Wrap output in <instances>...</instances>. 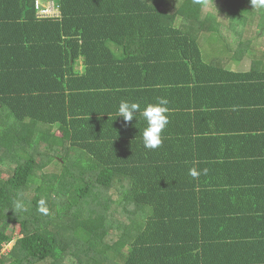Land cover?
<instances>
[{
  "label": "trees",
  "instance_id": "1",
  "mask_svg": "<svg viewBox=\"0 0 264 264\" xmlns=\"http://www.w3.org/2000/svg\"><path fill=\"white\" fill-rule=\"evenodd\" d=\"M36 1L0 0V264H264V0ZM160 97L152 150L118 108Z\"/></svg>",
  "mask_w": 264,
  "mask_h": 264
},
{
  "label": "clouds",
  "instance_id": "2",
  "mask_svg": "<svg viewBox=\"0 0 264 264\" xmlns=\"http://www.w3.org/2000/svg\"><path fill=\"white\" fill-rule=\"evenodd\" d=\"M168 103L166 98L160 97L155 103H149L141 110L140 104L122 100L118 108V117H123L125 123L132 122L137 115L143 117L147 122V127L142 134L144 147L155 150L162 145L163 133L170 122ZM190 174L194 177L197 175L194 169L190 171ZM17 207L22 206L17 204ZM38 211L44 214L48 213L49 210L44 199L38 202Z\"/></svg>",
  "mask_w": 264,
  "mask_h": 264
},
{
  "label": "rangeland",
  "instance_id": "3",
  "mask_svg": "<svg viewBox=\"0 0 264 264\" xmlns=\"http://www.w3.org/2000/svg\"><path fill=\"white\" fill-rule=\"evenodd\" d=\"M53 1H54V0H53ZM40 4H41L42 6L45 5V4H44V1H41ZM170 10H175V9L172 8V9H170ZM216 10L218 11V14H217V15L220 16V15L222 14V10H220V9H214V8H213V9L211 10V12L214 13ZM181 21H183V20H182V17H179V18L177 19V23L179 24ZM205 39H206V37H204V39L202 40V46H203V47L201 46V48H202V53L205 54L206 58H210V57H212V56L214 55V53H215V48H214L213 46H212V47H209L207 44L203 43V41H205ZM221 52H223V50H219V53L222 55ZM59 133H60L61 135L65 136L64 131H60ZM4 177L6 178L7 175L4 176ZM127 209H128L129 212L133 213V212H135L136 207H135V205H130V206H127ZM105 214L108 215L110 219H115V218H116V215H114V214H112V213L105 212ZM17 234H18V237H21V226H20V225L18 226ZM13 245H14V242L8 244L7 248L4 249V251H5V252L10 251V250L12 249ZM4 247H6V245H5ZM8 249H9V250H8ZM107 264H111V263H110V262H107Z\"/></svg>",
  "mask_w": 264,
  "mask_h": 264
},
{
  "label": "built area",
  "instance_id": "4",
  "mask_svg": "<svg viewBox=\"0 0 264 264\" xmlns=\"http://www.w3.org/2000/svg\"><path fill=\"white\" fill-rule=\"evenodd\" d=\"M41 1H36V9L38 10V17L39 18H50V19H57L61 17V12L59 8L58 0H44L45 5H41ZM8 245H6L5 249ZM9 250V249H8ZM4 253H6L4 251Z\"/></svg>",
  "mask_w": 264,
  "mask_h": 264
},
{
  "label": "crops",
  "instance_id": "5",
  "mask_svg": "<svg viewBox=\"0 0 264 264\" xmlns=\"http://www.w3.org/2000/svg\"><path fill=\"white\" fill-rule=\"evenodd\" d=\"M0 11H1V10H0ZM36 17H37V14H36ZM82 64H84V63H82ZM82 64H81V65H82ZM236 68H237V65H232V66H229V67L227 68V70L236 73ZM80 69H81V71H84V67H80ZM244 70H246V69H243V70H240V71H244Z\"/></svg>",
  "mask_w": 264,
  "mask_h": 264
}]
</instances>
